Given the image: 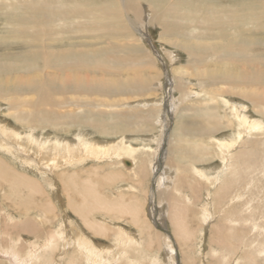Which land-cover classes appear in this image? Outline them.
Segmentation results:
<instances>
[{"label":"bare ground","instance_id":"bare-ground-1","mask_svg":"<svg viewBox=\"0 0 264 264\" xmlns=\"http://www.w3.org/2000/svg\"><path fill=\"white\" fill-rule=\"evenodd\" d=\"M229 2L0 0V111L12 121L8 125L0 120V220L5 221V225L0 224V264H110V256L116 254L117 262L111 263L115 264L126 252L140 248L134 234L113 224L117 227L114 235L107 224L95 220L97 213L112 219L129 214L132 224L145 237V251L154 244L159 246L153 264H185L187 259L194 262V256L187 254L185 248L190 249L198 239L208 245L215 264H241V260L264 264V0ZM129 7L139 27L146 24L159 30L158 40L164 43L160 48L170 59V75L165 73V84L172 89L168 93L169 117L164 118L165 128L170 127L171 121L172 127L165 141V137L160 138L158 148L136 171L142 182L151 172L153 189L149 194L161 200L152 204L156 210H149L148 219L137 200L125 202L127 195L121 190L117 197L109 198L100 189L121 180L123 170L136 167L132 146L119 136L149 133L152 128H147V121L157 124L160 116L157 103L147 106L150 108L146 113L133 106L122 112L116 104H109L110 97L128 94L127 89H150L148 78H114L122 70L153 68L157 70L156 78L162 75L156 67L158 58L151 56L141 43V30L129 23ZM110 41L113 42L105 48L104 44ZM164 47L169 48L165 51ZM8 48L23 52L6 56ZM172 49L185 53L189 62L185 67L194 65L199 70L192 74L197 77L196 83L212 88L207 98L203 96L201 108L188 115L201 125L193 135H188L190 128L186 129V125L176 128L178 121L173 119L181 108L172 96L174 82L181 81L187 87L193 80L185 78V72L180 73L184 71L181 56ZM154 53L158 56L155 50ZM177 69L181 70L180 77L174 78L171 73ZM98 75L102 79L98 80ZM183 92L182 100L185 96L189 100L199 98L203 91ZM181 112L179 115L183 116ZM136 117L141 122L135 121ZM118 133L114 139L110 136ZM93 136L104 140L100 142ZM117 138L121 141H115ZM160 148L164 149L161 160L164 158L166 165L157 162ZM115 159L123 164L120 172L98 175L96 170L80 166L103 162L112 165L110 162ZM182 160L192 162L191 174L182 173L183 166H178ZM214 161L217 164L209 172L193 164ZM15 163L21 170L12 165ZM184 177L192 180L191 199L187 193L180 198L173 196L177 183L184 186ZM43 185L49 187L48 192ZM53 199L60 206V232L55 235L47 230L44 235L49 236L44 243L22 244L20 248V234L42 235L35 229L31 213L36 220L35 210L45 215L55 213ZM199 199L204 203L199 204ZM13 215L18 222L11 218ZM72 218L97 238L112 233L116 243L105 245L106 248L95 246L94 241L101 240L91 235L90 239L85 238V232L79 231L77 225L72 232ZM155 225L165 234L157 232ZM192 225L201 228L200 234L199 228L193 229ZM117 246L123 248L118 250ZM125 263L136 264L131 260Z\"/></svg>","mask_w":264,"mask_h":264},{"label":"rangeland","instance_id":"rangeland-1","mask_svg":"<svg viewBox=\"0 0 264 264\" xmlns=\"http://www.w3.org/2000/svg\"><path fill=\"white\" fill-rule=\"evenodd\" d=\"M229 3H233V0H230V2ZM129 13H130V17H129V19H130V21H129V23H130V25L131 26H133V27H135V28H139L140 30H141V32L139 33V37H140V39H141V43H142V45H144L143 47L146 49V51L148 52V53H150V55L151 56H153V57H156L155 59H157L156 61L158 62V66H156V67H159L160 68V72H161V76H163V77H159V78H156L157 77V70L156 69H153V68H151V70L149 69V70H145V69H136V71L134 70V69H132V71H130L131 69H129V70H122L121 72H120V74L119 75H117V76H114V78H116V79H121V80H126V78L128 79H133V80H136V81H145V80H147V78L148 79H151L149 82H150V89H148V90H146V88L145 89H142V91H139V90H137V91H133L132 89L130 90V89H127L128 87L126 86V91H128L129 93L128 94H123V95H118V96H113V97H110V99H111V101H110V99L108 100V99H106L105 97H104V99H106V100H108V102H109V104H116L115 106H117V107H119V109L122 111V112H125V111H127L128 109H130L132 106H133V108L135 107V108H137V109H139L140 111H142L141 113H146V111H148V108H150L151 106H153V104L154 105H156V103H157V107L159 108V110H160V113H159V115L161 116H158L157 117V120H158V123L157 124H155L153 121H151V120H149V122L147 121V128H152V130L149 132V133H146V131H142V132H139L138 134H131V133H123L124 135H122L121 133V135H122V137H120L119 136V138L120 139H123V138H125V141L129 144V145H131L132 146V148H133V150H134V154L132 155L133 157H134V159L135 158H137V160L135 159V161H136V167H134V169L133 170H123V164H119L120 162H119V160L118 159H115L113 162H114V164H113V162H110L112 165H110V164H108L109 162H103V163H99V164H96V163H94V165H93V163L92 164H83V165H80V166H82V168L83 169H88V168H92V169H90L89 171H95L98 175H103V173L104 172H106V171H110V172H114V171H118V172H120L121 170H123L124 172H125V174H124V176L122 177L121 176V180H119V181H116V182H114V183H112L111 185L112 186H110V184L109 185H107L108 187H109V189H108V187L107 186H103L104 187V189H103V187L102 188H100L101 189V192H103V193H105L106 194V196L107 197H109V198H115V197H117L118 196V194H119V192H120V190L122 191L121 193H123L124 192V194H126L127 196H125V202H133V203H135V201L137 200L138 201V203H140V205L142 206V209H143V213L142 214H144V215H147L146 217H147V219H148V217H150L151 215H149V210L150 211H154V210H156V208L155 207H152V204H153V206H154V202H156V204H158V203H160L161 202V200L159 199V197H157L156 198V196L155 195H152L153 196V198L154 199H152V201H151V197L152 196H150V194L149 193H151L150 192V190H151V188H152V186H153V180L151 181L150 180V177H151V172L148 174L149 176H148V179L147 180H145V181H143L142 182V180H141V178H139L140 176H137L138 175V172H136L137 170H138V168H140V166H141V164L140 163H142V162H144V161H146V159L148 158V156H150L151 157V155H150V153L151 154H153V149L155 148H158L157 146H158V141L160 140V138H164L163 140L165 141V139L168 137V129H171V127H172V121L170 122V124L171 125H169L170 127L168 128V129H166L165 127V123L167 122L166 121V119L164 118L165 116L167 117L168 116V114H169V100H170V98L171 97H169L170 95V89H172V88H170V87H168V84H165V83H167L168 81H165L166 79H165V75L167 74V76L169 77V75H170V72H169V67H170V59L164 54V50L163 49H161L160 47H161V45L162 44H164V43H160L159 42V38H158V33H159V30L157 29V28H151V27H149L148 25H146L145 24V26L143 25L142 27H139V22H137V20L135 19V16L132 14V9L129 7ZM263 35V34H262ZM264 37V36H263ZM146 38V39H145ZM83 39V41L84 40H86V39H88L87 37L86 38H82ZM152 39V41L150 42L149 40H151ZM147 43H146V42ZM113 41H110L108 44H104V45H106V46H104L105 48L108 46L109 47V44H111ZM149 43H150V46H149ZM148 44V45H147ZM102 46V44L101 43H99L98 44V47H101ZM149 47V48H148ZM154 47V48H153ZM151 48V49H150ZM163 48V47H162ZM169 47H164V49H165V51L168 49ZM148 49H150V50H148ZM154 50L157 52V55L158 56H156V54L154 53ZM172 50H174L175 52H177L178 54H179V57L181 58L180 60H181V62H183V63H181L180 62V64H182V67H183V72H180L178 69V71L177 70H175L176 72H177V74H176V72L174 71H172V76L174 75V78H179L180 77V75H179V72L180 73H186L187 75H185V76H187V77H185V78H188V79H190L192 82L190 83V84H187V87H185L186 85H183V83L181 82V81H175L174 82V87H173V92H172V96H173V98H175L176 100H178L179 101V105H180V109L178 110V114L177 113H175V117L173 118V119H175V121H178L177 122V126H176V128H178V127H180L181 128V126H182V128L184 127V125H186V129L187 128H190V131H189V133H188V135H193L194 134V129H196L197 127H198V125H200V123L199 122H194L193 121V118H191V117H189V116H191V114H193L194 113V111L195 110H197V109H199V108H201V106L203 105V102H202V98H203V96H205V98H207L206 96L208 95H210V92H211V87H210V85L209 84H203L202 82L200 83V84H198V83H196L197 82V77L195 78V75H192V74H196V72L197 71H199L196 67H194V65H191L189 68L188 67H185V65L186 64H189V62L187 61L188 60V58H187V56L185 55V53H183V52H181V50H175V49H172ZM23 52V50H18V49H16V51H11V50H9V48L6 50V56H11V55H13V53H15V54H17V53H22ZM151 51V52H150ZM163 59V60H162ZM169 59V60H168ZM162 61V62H161ZM165 61V62H164ZM142 62H144V59H143V61ZM188 62V63H187ZM143 64V63H142ZM164 64H165V67H166V71H165V67H164ZM185 64V65H184ZM184 65V66H183ZM162 66V67H161ZM171 66H173V65H171ZM193 66V67H192ZM187 69V70H186ZM188 69H194V70H189L188 71ZM192 72V73H191ZM166 73V74H165ZM174 73V74H173ZM189 74H191L190 76H189ZM121 75V76H120ZM149 77H148V76ZM176 75H179L178 77L176 76ZM147 76V77H146ZM194 76V77H193ZM100 77V75H98L97 76V78H98V80L99 79H102V78H99ZM152 77H154V78H152ZM111 78H113V76H110L109 77V79H111ZM191 78H193V79H191ZM107 79H108V77H107ZM145 79V80H144ZM114 80V79H113ZM160 80V81H159ZM163 81V83H162V81ZM159 81V82H158ZM122 82V81H121ZM152 82H154V83H152ZM156 82V83H155ZM195 82V83H194ZM171 83V82H170ZM159 84H160V89H159ZM162 84H164V85H162ZM157 87H156V86ZM181 85V86H180ZM188 85H190V86H188ZM200 85V86H199ZM194 88H193V87ZM203 86V87H202ZM154 87H156V89L154 88ZM164 87V88H163ZM177 87V88H176ZM186 89V91H187V89L188 90H190V89H192V91L194 92H201V91H203V92H201V94L198 96L199 98H189V100H188V97L186 98V96H185V100H182V99H184V94H182V92H183V89ZM199 87H201V88H199ZM144 88V87H143ZM170 88V89H169ZM182 89V90H181ZM207 89V90H206ZM167 90V91H166ZM176 90V91H175ZM177 90H178V92H177ZM207 91V93H206V91ZM125 91V92H126ZM185 91V90H184ZM167 93V94H166ZM169 93V94H168ZM184 93V92H183ZM163 94V95H162ZM166 94V95H165ZM162 95V96H161ZM120 96H122V99L120 98ZM126 96H127V98H126ZM181 96H183V97H181ZM155 97V98H154ZM177 97H179V98H177ZM11 98V97H10ZM19 98V97H18ZM17 97H13V99H18ZM102 99V98H101ZM120 99V100H119ZM123 99H126V100H123ZM144 100V101H143ZM146 100V101H145ZM151 102H150V101ZM157 100H159V101H161L162 103H163V105L162 106H160V104L159 103H161V102H159V101H157ZM188 100V101H187ZM192 100H193V102H192ZM104 101V100H103ZM114 101V102H113ZM139 101H140V103H139ZM184 101V103L182 104V102ZM190 101H191V103H190ZM197 101V102H196ZM146 102H148L149 103V105H148V103H146ZM124 103V104H123ZM133 103V104H132ZM164 103H165V105H164ZM188 103H189V105H188ZM193 103H195V104H193ZM126 104V105H125ZM132 104V105H131ZM124 105V106H123ZM128 105V106H127ZM143 105H144V108H143ZM181 105H184V106H181ZM190 105H192V106H190ZM127 106V107H126ZM131 106V107H130ZM147 106H150V107H147ZM168 106V107H167ZM195 109H194V108ZM125 108V109H124ZM163 108V109H162ZM189 108H191V109H189ZM123 109V110H122ZM167 110V111H166ZM180 110L182 111L183 110V112H181L182 113V115L183 116H180L179 115V113H180ZM164 111H166V112H164ZM190 111V112H189ZM1 112V111H0ZM128 112V111H127ZM188 112V113H187ZM192 112V113H191ZM165 113V114H164ZM140 114V113H139ZM138 114V115H139ZM184 115H185V117H184ZM189 115V116H188ZM187 116V117H186ZM169 117V116H168ZM180 117H183V118H180ZM155 118V117H154ZM190 118V119H189ZM136 119H137V121H139V122H141L140 121V117H136L135 118V121H136ZM165 119V120H164ZM181 119H183V120H181ZM0 120H2L4 123H6V124H8V125H11L12 124V121L9 119V118H7L6 116L4 117V115H3V112H1L0 113ZM160 121V122H159ZM184 121V122H183ZM8 122V123H7ZM184 124H183V123ZM161 123H163V124H161ZM189 123V124H188ZM199 123V124H198ZM143 125H144V123H143ZM188 125V126H187ZM152 126H154V127H152ZM201 126V125H200ZM161 127V128H160ZM146 128V129H147ZM161 129V130H160ZM164 133H163V132ZM192 132V133H191ZM141 134V135H140ZM119 135V133L118 134H116V135H110L111 137H113V139L114 138H116L117 136ZM147 135V136H146ZM165 135V136H164ZM126 136V137H125ZM167 136V137H166ZM90 137V136H89ZM93 137H95V139H99L98 141H102V140H104V138H101V137H96V136H93ZM158 137V138H157ZM170 137H172L173 138V135L172 136H170ZM186 137V136H185ZM119 138H117V139H115V141H117V142H119V141H121ZM129 138V139H128ZM139 140H138V139ZM150 138H152L151 140H149ZM155 138V139H154ZM154 139V140H153ZM189 140V139H188ZM131 141V142H130ZM164 141H163V143H164ZM155 142V143H154ZM206 142H207V140H206ZM143 143V144H142ZM183 143V142H182ZM145 144V145H144ZM163 146H164V144H163ZM262 146V145H261ZM147 147H151V149L152 150H148L147 149ZM182 147V146H181ZM263 148H264V146H262ZM138 149H140V150H138ZM143 149V150H142ZM145 149H146V151H145ZM161 149V148H160ZM163 148L161 149V150H159V154H158V160H157V162H158V164L161 162V164H163L164 163V165H166L165 164V160H164V158L161 160V157H162V152H163ZM143 151V152H142ZM151 151V152H150ZM135 152H137V153H135ZM146 152V153H145ZM137 157H136V156ZM140 155V156H139ZM5 157V156H4ZM6 159H7V157H5ZM50 158V157H49ZM48 158V159H49ZM9 160V159H8ZM185 160V159H184ZM184 160H182V162H181V164H178V166H180V167H182V173L183 174H185L187 171L189 172V174H191L190 172H191V167H190V164H192V162L191 163H188V162H186V161H184ZM48 161V160H47ZM117 161V162H116ZM139 163H138V162ZM185 162L187 163V164H185ZM213 162V161H212ZM212 162H209V163H211V164H202V163H193V164H195V166H200L201 168H203L204 167V169L206 170V171H208L209 172V170H211V169H209L211 166H213V165H216L217 164V161H214V163H212ZM106 163V164H105ZM185 164V165H184ZM12 165H15L16 167L18 166V164H12ZM20 165V164H19ZM92 165V166H91ZM96 165V166H95ZM103 165V166H102ZM105 165V166H104ZM114 165V166H113ZM182 165V166H181ZM208 165H210V166H208ZM87 166H89V167H87ZM91 166V167H90ZM186 166V167H185ZM85 167V168H84ZM186 169H185V168ZM190 167V168H189ZM104 168V169H103ZM184 168V169H183ZM18 169L19 170H21L20 169V167L18 166ZM136 169V170H135ZM176 169V168H175ZM112 170V171H111ZM185 170V171H184ZM98 171H100V172H98ZM176 171H177V173L179 172L178 171V169H176ZM184 171V172H183ZM207 172V173H208ZM31 173V175H33L34 176V173H32V172H30ZM29 173V174H30ZM175 174V173H174ZM83 178H85L84 176H83ZM184 178H186V177H184ZM140 179V180H139ZM154 179V178H153ZM188 178H186V182L184 183V186L182 187V185L180 186V182H179V186H178V183H177V186H175L176 188H177V190H176V188H175V190H173V196L174 197H176V198H180L182 195L181 194H186L187 193V196H189V198L191 199L192 198V192H191V188H190V186L192 187V180H191V178L190 179H188ZM141 181V182H140ZM261 181L263 182V185H264V179H262L261 178ZM126 182V183H125ZM151 182V183H150ZM123 183V184H122ZM125 184V185H124ZM116 185H118V186H116ZM120 185V186H119ZM175 185H176V183H175ZM185 185H187V186H185ZM189 185V186H188ZM123 186V187H122ZM126 186V187H125ZM204 186V185H203ZM119 187H121V188H119ZM125 187V188H124ZM186 187V188H185ZM190 188V190H189V188ZM43 188H46V191L48 192V190H49V187L47 186V185H43ZM117 188V189H116ZM112 189V190H111ZM128 189V190H127ZM153 189V188H152ZM263 189H264V187H263ZM104 190V191H103ZM115 190V191H114ZM119 190V191H118ZM203 191H204V189H202ZM110 191V192H109ZM112 191H114V192H112ZM131 192V193H130ZM116 193H117V195H116ZM131 194V195H130ZM116 195V196H115ZM191 195V196H190ZM198 195H202V194H198ZM135 197V198H134ZM263 198H264V196H263ZM262 198V199H263ZM156 200V201H155ZM35 201H37L38 202V199L36 198V200ZM160 201V202H159ZM263 201H264V199H263ZM42 203H44L45 202V200L44 201H41ZM54 202V203H53ZM53 202L51 201V203H53V205H54V207L56 208V210L54 211H52V212H55V213H52V214H50V213H48L47 212V216L49 217V218H45V217H47L46 215H45V213L44 214H41V212H39V210H35V212L36 211H38V212H36V213H34L35 215H36V217L39 219L40 217V220L38 221V219L36 220L35 219V216L33 215V212L31 213V219H33V222H34V226H35V229L36 230H38V231H40L41 232V234L42 235H44L45 234V232L48 230H50L51 232H53V234H58L59 232H60V227L58 226V224H59V218H61V214L59 213L60 212V210H59V204L56 202V201H54V199H53ZM150 202V203H149ZM64 203V202H63ZM198 203L199 204H202V203H204V201H203V199H199V201H198ZM6 205H8V203L6 202ZM58 206V207H57ZM61 206H63V205H61ZM150 208V209H149ZM21 209V208H20ZM63 209L65 210V208L63 207ZM154 209V210H153ZM38 213V214H37ZM1 215V214H0ZM22 214H20L19 215V220H16V217L13 215V216H11V218L13 217V219H15V221L14 222H18L19 221V224H22V222L24 221V219H23V217L21 216ZM51 215H53L52 217H51ZM57 215V216H56ZM43 216H45V217H43ZM95 217V220L96 221H98L99 220V222L100 223H105V224H107L108 225V227H110V229H113V231H110V232H112L114 235L117 233V231L115 232L114 230L115 229H117V227L115 226V225H113V224H117L118 226H120V227H124V229H126L125 231H129V233L130 234H134V237H136V243L139 245L140 244V248L137 250H131L130 252H129V254L126 252V254L125 255H123V258H119V260H118V263H115V264H126L125 262H127V261H129V260H131V261H134V262H136V264H153L152 263V259H153V256L154 255H157L158 253H159V246H158V244L156 245V244H154V246H152V247H150L149 249H148V251H145V248H144V246H145V242H144V240H145V237L143 236V234L140 232V231H138V227H135L133 224H132V222H131V219H130V215L129 214H126V215H123V216H118V217H116L115 219H112V218H110V217H104V216H101V214L99 215V213H97L96 215H94ZM34 217V218H33ZM51 217V218H50ZM10 218V219H11ZM56 218H57V220H56ZM93 218V217H92ZM92 218H90V219H92ZM99 218V219H98ZM103 218H105V219H103ZM108 218V219H107ZM45 219V220H44ZM51 219H52V221H53V223H52V221H51ZM59 219V220H58ZM100 219H102V220H100ZM6 220H7V222H9L8 221V217H6ZM36 220V221H35ZM72 220H74L73 222H74V224L72 225L73 227H72V232L74 233L75 231L74 230H76L75 228L76 227H74V226H76L77 225V227H78V230L79 231H84L85 233V235H84V237L85 238H87V239H90V238H88V237H90L89 235H91L90 234V232L89 231H87L86 230V228L85 227H83V225H82V223L81 222H79L78 224H76L77 222H78V220L77 219H74V218H72ZM0 221H2L0 224H2L3 223V225H5V221L3 220V219H1ZM49 221H51V222H49ZM80 221V220H79ZM37 222V223H36ZM41 223V224H40ZM55 223H57V224H55ZM55 224V225H54ZM121 224V225H120ZM54 225V226H53ZM43 228H42V227ZM47 226V227H46ZM59 227V228H58ZM46 228V229H45ZM51 228V229H50ZM56 229V230H53V229ZM155 230L157 231V232H160V233H162V232H164V233H162V234H165V232L166 231H164V230H161V229H159V227L158 226H156L155 225ZM192 228L193 229H197V228H199L198 229V231H197V233H199L200 234V230H201V228L199 227V226H196V225H192ZM58 230V231H57ZM42 231H43V233H42ZM47 231V232H48ZM39 232V233H40ZM112 233H110L109 234V232H108V235L107 236H105V237H100V238H97V237H95V236H93V235H91L93 238H95L96 240H101V242H97V241H94V245L95 246H97V247H99V248H106V246H108V244H115L116 243V241H114V237L115 236H113L112 235ZM47 234V233H46ZM42 235H39V237L37 236V235H35L36 236V238H33V236L34 235H27L26 236V234H20L19 236H20V242H18L17 244H19L20 246L22 245V244H24V245H29V243H35L36 245L38 244H41V243H44L45 242V240L48 238V236H49V234H47V235H44V236H42ZM22 236V237H21ZM30 236V237H29ZM34 236V237H35ZM41 236V237H40ZM200 236V235H199ZM2 237H6V235H3ZM27 237L30 239H27ZM196 237H198V234H196ZM38 238V240H36ZM154 239V238H153ZM26 240V241H25ZM29 241V242H28ZM41 241V242H40ZM104 243H103V242ZM156 241V239H154V241L153 242H155ZM22 242V243H21ZM199 242V243H198ZM21 243V244H20ZM103 244V246H102V244ZM99 246H98V245ZM106 245V246H105ZM198 246V247H197ZM203 246V247H202ZM118 248V250H121L122 248H123V246H117ZM20 248H22V246L20 247ZM58 247H56V249H57ZM126 249H128V248H126ZM125 249V250H126ZM187 249L188 250H186V248H185V251H187L188 253L187 254H189L190 252V256H194L193 257V260H194V262H192V260L190 261V259H187V260H189V262L188 261H185V264H188V263H190V264H215V261L214 260H212V257L209 255V247H208V245H206V244H201L200 243V241H199V239L197 240V242H195V243H193L192 245H190V249L187 247ZM201 249V250H200ZM105 251V250H104ZM198 251V252H197ZM146 252V253H145ZM161 252H162V250H161ZM21 253H22V255H24V250H22L21 251ZM193 253V254H192ZM45 254V253H44ZM47 254H45V256H46ZM204 255V256H203ZM206 255V256H205ZM106 256V255H105ZM117 256L118 255H111L110 256V258H109V262H110V264L111 263H114V262H117L116 261V258H117ZM190 256H188L189 258H190ZM204 259H203V258ZM107 259V258H106ZM203 259V260H202ZM112 260V261H111ZM204 261V262H203ZM188 262V263H187ZM158 264H161V263H158ZM226 264V263H225ZM241 264H246V261L245 260H241Z\"/></svg>","mask_w":264,"mask_h":264},{"label":"water","instance_id":"water-1","mask_svg":"<svg viewBox=\"0 0 264 264\" xmlns=\"http://www.w3.org/2000/svg\"><path fill=\"white\" fill-rule=\"evenodd\" d=\"M126 165H128V162H125Z\"/></svg>","mask_w":264,"mask_h":264}]
</instances>
